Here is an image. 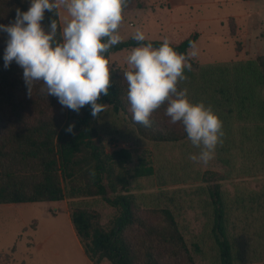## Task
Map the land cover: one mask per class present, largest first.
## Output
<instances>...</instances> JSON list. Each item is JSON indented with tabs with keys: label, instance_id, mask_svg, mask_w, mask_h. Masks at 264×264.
<instances>
[{
	"label": "trees",
	"instance_id": "16d2710c",
	"mask_svg": "<svg viewBox=\"0 0 264 264\" xmlns=\"http://www.w3.org/2000/svg\"><path fill=\"white\" fill-rule=\"evenodd\" d=\"M133 1L125 0L122 12ZM17 7L26 10L28 0H0V22H10ZM50 17L62 27L59 10H45V26ZM197 38L195 32L169 43L187 53ZM148 41L158 46L163 40H121L107 51L109 61L112 52ZM3 47L0 36V54ZM189 61L191 69L184 70L185 79L178 81V87L219 115L223 136L216 148L241 132L233 128V113L236 119L254 123V134L263 141L264 52L242 62ZM124 69L111 70L108 95L98 101L105 104L104 110L92 117L87 104L79 112L62 107L55 96L41 91L42 81H34L29 94L22 68L15 62L5 68L0 59V203L71 198L70 216L93 264L264 261V228L258 246L245 243L235 232L220 182L227 175L218 177L220 173L212 169L193 174L198 160L189 155L199 149L191 144L183 125L169 121L163 104L150 114L149 125L132 119ZM70 122L74 127L67 132ZM242 132L251 134V129L245 126ZM113 142L130 146L111 148ZM131 145H150L151 156L141 154L134 160ZM149 178L162 184L189 178L198 185L183 196L139 194L142 179ZM186 203L196 204L205 219L193 236L180 218Z\"/></svg>",
	"mask_w": 264,
	"mask_h": 264
},
{
	"label": "rangeland",
	"instance_id": "374dc122",
	"mask_svg": "<svg viewBox=\"0 0 264 264\" xmlns=\"http://www.w3.org/2000/svg\"><path fill=\"white\" fill-rule=\"evenodd\" d=\"M65 15L66 10L61 9L62 24ZM141 24L147 31L155 26L161 29L145 34L149 40L179 42L197 32L194 46L198 55L189 57L197 62H242L264 52V0H135L122 12L118 29L122 40H127ZM129 51L124 47L112 52L110 66L115 62L114 67L126 68ZM232 118L235 131H241L238 137L226 141L221 149L216 148L207 162H196L192 172L198 176L212 169L220 173L218 177L227 175L220 182L231 207V226L245 243L258 246V235L264 228V139L260 141L254 134L256 126L251 121L236 119L237 113ZM245 126L250 127L251 134L242 132ZM121 146L130 145L111 144V148ZM149 147L131 145L133 159L141 154L151 156ZM189 178L168 184L159 183L163 181L156 178L142 179L143 186L137 192L144 196H183L198 185ZM71 202L67 197L0 203V264H93L87 263V255L72 233ZM181 210L180 218L187 225L188 235L193 236L205 221L201 209L186 203ZM241 264L264 261L247 259Z\"/></svg>",
	"mask_w": 264,
	"mask_h": 264
},
{
	"label": "clouds",
	"instance_id": "9594fccd",
	"mask_svg": "<svg viewBox=\"0 0 264 264\" xmlns=\"http://www.w3.org/2000/svg\"><path fill=\"white\" fill-rule=\"evenodd\" d=\"M23 3V0H21ZM125 0H28V7H17L14 18L0 22L4 47L0 59L7 68L15 62L22 68V78L29 94L34 81H42L41 91L52 95L62 107L74 111L88 105L92 117L104 110L98 102L108 95L110 74L115 62L107 51L119 43V26ZM64 9L62 27L45 10ZM58 15V12L55 13ZM131 38L145 41V33L136 29ZM187 53L178 52L167 39L158 46L140 43L125 57L127 67L122 75L127 82V99L132 119L144 125L151 123L150 114L162 104L171 123L180 122L191 144L199 151L189 159L207 162L223 136L222 120L203 101H193L187 89L178 87L185 79V69H191L189 57L198 49L190 44ZM74 122L65 131L72 132Z\"/></svg>",
	"mask_w": 264,
	"mask_h": 264
},
{
	"label": "crops",
	"instance_id": "0c3cea01",
	"mask_svg": "<svg viewBox=\"0 0 264 264\" xmlns=\"http://www.w3.org/2000/svg\"><path fill=\"white\" fill-rule=\"evenodd\" d=\"M184 1H186V0H183V2ZM61 9H59V11H60ZM130 25H135V24H131V23H129ZM137 29H140V30H142V31H144V33L145 34H147L148 35V33H150V31H158V30H161L160 28H158L157 26H155V27H153V28H151L150 30H148L147 31V28L146 27H144V26H142V24H141V27H139V26H137ZM129 38H131V35H130V37H128V39ZM134 46H136V45H134ZM134 46H130V47H127V48H129V49H131L132 47H134ZM115 52V51H114ZM13 203V202H12ZM69 216H70V213H69ZM71 217V216H70ZM71 220V227H72V230H73V235H74V238L76 239V242H77V244L79 245V247L82 249V251L84 250V248H83V245L81 244V242H80V239H79V237H78V235H77V233H76V230H75V228H74V225H73V222H72V219H70ZM87 255V254H86ZM89 262H91V260L89 259V257L87 256V263H89Z\"/></svg>",
	"mask_w": 264,
	"mask_h": 264
}]
</instances>
